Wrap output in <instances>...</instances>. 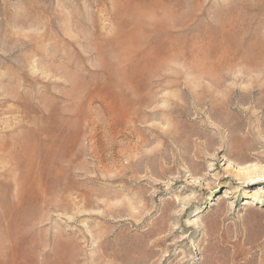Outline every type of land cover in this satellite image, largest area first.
Masks as SVG:
<instances>
[{
    "label": "rangeland",
    "instance_id": "obj_1",
    "mask_svg": "<svg viewBox=\"0 0 264 264\" xmlns=\"http://www.w3.org/2000/svg\"><path fill=\"white\" fill-rule=\"evenodd\" d=\"M263 108L264 0H0V264H264Z\"/></svg>",
    "mask_w": 264,
    "mask_h": 264
},
{
    "label": "bare ground",
    "instance_id": "obj_2",
    "mask_svg": "<svg viewBox=\"0 0 264 264\" xmlns=\"http://www.w3.org/2000/svg\"><path fill=\"white\" fill-rule=\"evenodd\" d=\"M232 100V99H231ZM204 101V100H203ZM257 105V104H256ZM264 109V108H263Z\"/></svg>",
    "mask_w": 264,
    "mask_h": 264
}]
</instances>
